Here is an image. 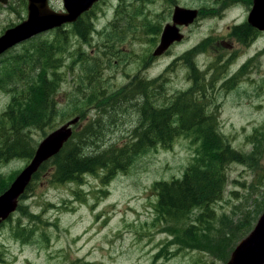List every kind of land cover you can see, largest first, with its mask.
I'll return each instance as SVG.
<instances>
[{
    "label": "rangeland",
    "instance_id": "rangeland-1",
    "mask_svg": "<svg viewBox=\"0 0 264 264\" xmlns=\"http://www.w3.org/2000/svg\"><path fill=\"white\" fill-rule=\"evenodd\" d=\"M51 3L55 8L64 10L63 0H51ZM135 5L131 8L128 2L123 3L122 0H106L99 4L93 20L97 31L89 43H84L70 29V41L66 43L62 65L58 68L62 78L55 94L59 116L54 126L46 127L45 132L39 128L28 131L32 145L38 148L49 134L76 117L79 120L73 124V130L78 123V129L92 123L99 128L96 120L103 112L95 108L99 91L94 102H78L90 97L94 80H102L104 87L111 91L132 79H153L165 75L168 78L166 92L174 94L192 87L194 77L202 79L197 72L195 75L191 73L189 64L206 71L210 81L213 76L219 80L225 67L219 57L228 53L224 42L230 43L234 23H241L252 10L251 0H179L176 5L197 6L187 7L199 10L197 22L184 31L185 39L181 43L172 46L153 64L149 63V57L159 44L161 33L156 38L144 33L143 20L148 18L164 26L172 18L167 14L169 8L174 9L176 5L172 0H138ZM141 9L143 12L136 15L137 21L132 20L131 28L126 15L133 10L139 13ZM27 16L28 0H8L7 4L0 2V28L18 24ZM114 21L120 27L117 30L108 27ZM106 28L108 31L105 33H98ZM108 33H112L111 41H108ZM43 35L10 49V54L24 53L44 39H53L55 33ZM207 36L212 39L208 49L200 54L189 52V60L183 61L181 57L188 53L187 49H194ZM259 46L262 47V44L259 43ZM5 59L4 54L0 56V63ZM168 67L171 69L166 71ZM261 70L264 75L263 56ZM214 85L212 105L220 113L222 131L236 149L249 152L253 144L248 141V136L254 133L256 127L264 125V90L244 97L236 88L229 94L228 86ZM18 88V92H27L21 91L27 89L24 82L19 83ZM14 90L8 84L5 89L0 87V115L11 101L13 93L10 92ZM215 102L217 107H214ZM77 103H80V109L71 111L70 105ZM82 111L87 114L85 118H81ZM119 114L124 115L122 122L106 126L107 130L102 135L96 133L99 140L98 146L91 149L93 153L106 148V145L129 142L131 131L138 123L137 112L126 105L119 110ZM194 154L195 146L189 139L180 138L171 149L160 145L152 148L140 156L128 171L117 172L107 181L103 180L104 172L85 174L82 184L55 183L44 176L35 181L32 178L33 187L21 203L37 215L32 216L38 217L33 221L37 228L27 241L16 237L13 226L19 220L28 223L31 216L18 210L14 212L12 219L0 227V264H227L203 250H184L170 259L166 258L167 250H163L165 247L174 250L178 239L165 231L167 221L156 218L154 205L158 198L152 185L156 180L172 181L181 177ZM33 156L27 160L16 158L0 162V196L12 186ZM227 173L229 181L225 198L215 203L214 207L218 213L227 211L232 214L236 206L243 203V196L249 194L248 186L258 179L250 167L240 163L230 164ZM262 180L263 184L257 182L259 185L255 187L258 192H264ZM232 190L238 191L239 195L235 197ZM255 208L253 205L250 210ZM242 217L238 215L235 222ZM259 217L253 222V228ZM250 232L244 233L233 249ZM158 254L159 258L155 260Z\"/></svg>",
    "mask_w": 264,
    "mask_h": 264
},
{
    "label": "trees",
    "instance_id": "trees-1",
    "mask_svg": "<svg viewBox=\"0 0 264 264\" xmlns=\"http://www.w3.org/2000/svg\"><path fill=\"white\" fill-rule=\"evenodd\" d=\"M141 11L132 12L139 15ZM136 15L134 21H137ZM132 24L133 21L129 24L131 28ZM249 25H236L231 35L248 43L250 38H256L261 33L256 29L251 36L246 35ZM90 27L94 29L92 23ZM113 27L120 28L116 24ZM142 28L144 33L156 38L163 26L160 22L145 18ZM73 33L84 43H89L93 36L81 31L77 25L73 26ZM211 40L205 39L190 53L206 51ZM69 41L65 31L58 29L53 39H44L26 52L12 54L0 63V87L5 89L8 84L15 88L10 92L13 93L11 101L0 115V162L31 158L36 146L32 145L28 131L39 128L45 132L46 127L54 126L59 116L55 94L62 84L58 68L62 65L63 53ZM181 58L189 60V52ZM170 69L168 67L166 71ZM189 69L194 75L197 72L198 77H202L201 86L197 78L192 87L174 94L166 92L165 82L168 78L165 75L153 79H132L131 84L119 91H109L102 80H94L90 97L78 102H94L99 91L95 104V108L103 111L96 120L99 128L92 123L78 129V123L73 136L60 152L43 162L33 179L35 181L44 176L55 183L82 184L85 174L104 172L103 180L107 181L117 172L128 171L140 156L152 148L160 145L171 149L178 139H189L195 146L196 154L183 175L172 181L156 180L152 185L158 198L154 205L156 218L167 221L165 231L178 239L174 243L177 244L174 250L168 247L163 250H167V259L184 250L196 249L212 253L219 260L227 262L237 241L244 233L250 232L253 222L264 210V192H258L255 188L259 183L263 184L264 179V125L256 127L254 133L248 136V141L253 144L249 152L236 149L221 129L220 113L213 109L208 99L214 84L219 83L222 76L219 80L213 76L210 81L206 71H200L191 64ZM21 82L27 86L21 91L27 92H18ZM208 89L210 93L207 97L205 93ZM126 105L132 106L138 116L129 142L124 145H106V148L93 153L91 149L98 146L99 140L96 133L102 135L107 130L106 126L122 122L124 115L118 113ZM69 109L78 111L80 103L70 105ZM80 115L85 118L87 114L82 111ZM232 163L250 167L258 180L248 186L249 194L243 196V203L236 206L232 214L227 211L218 213L214 204L225 198L229 181L227 170ZM34 181L21 196L20 203L27 199ZM232 194L237 197L239 192L232 190ZM252 204L256 206L254 210H250ZM18 211L31 217L28 223L19 220L12 231L16 237L27 241L37 228L33 221L38 217L33 218L37 215L24 207L23 203L19 205ZM240 214L243 217L235 222ZM158 258L159 254L155 260Z\"/></svg>",
    "mask_w": 264,
    "mask_h": 264
},
{
    "label": "water",
    "instance_id": "water-1",
    "mask_svg": "<svg viewBox=\"0 0 264 264\" xmlns=\"http://www.w3.org/2000/svg\"><path fill=\"white\" fill-rule=\"evenodd\" d=\"M99 0H63L67 12H57L50 5V0H28V16L16 26L8 28L0 36V55L15 45L27 41L34 36L65 23L75 21L83 12L89 10ZM7 4L8 0H0ZM199 10L177 5L172 22L167 23L161 33L154 56L164 54L172 44L180 42L185 35L182 26H189L198 18ZM248 21L256 28L264 31V0H254ZM76 117L55 132L49 134L36 148L31 162L17 176L12 186L0 196V223L16 210L18 196L28 188L34 174L43 162L56 155L73 134L72 126L77 123ZM227 264H264V211L253 230L232 252Z\"/></svg>",
    "mask_w": 264,
    "mask_h": 264
},
{
    "label": "flooded vegetation",
    "instance_id": "flooded-vegetation-1",
    "mask_svg": "<svg viewBox=\"0 0 264 264\" xmlns=\"http://www.w3.org/2000/svg\"><path fill=\"white\" fill-rule=\"evenodd\" d=\"M106 0H99L96 3H94V5L87 11L83 12L75 21L69 22V23H65L62 26L56 28V29H52L51 32L53 33H57L58 29H62L65 31V33L67 34V36L69 35L70 29H73L74 25H77L78 28L83 31L84 33H91L92 35H94V33L97 31L95 25H94V18L97 16L95 13V9L98 7L99 4L105 2ZM123 3L128 2L131 5V8L133 5L137 4L138 0H122ZM172 2L176 5L178 4L179 0H172ZM51 6L57 11V12H67L66 9L64 8V10L59 9L58 7H54L53 4L50 2ZM251 4L253 5V0H251ZM64 6V5H63ZM142 6H143V2H142ZM187 7H197V6H190L187 5ZM170 10L167 12V14L173 18L174 16V12L175 9L169 8ZM143 12V9L141 11V13ZM137 13H128L126 16L128 23L130 24L133 20V17L136 15ZM200 14V12H199ZM116 15L118 17L119 15V9L116 10ZM249 15V14H248ZM248 15L245 18V20H241L240 26H244L245 23H249L248 21ZM116 17V20H118V18ZM124 17V16H123ZM171 18V20H172ZM90 23H92L94 25V29L92 27H90ZM115 21L111 22L109 24V28L113 29L116 27H113L115 25ZM237 23H234L232 29L236 26L239 25ZM242 24V25H241ZM250 25L247 26V31H246V35H252L253 32L257 29L256 27H254L251 23H249ZM14 23L9 24L6 27L1 26L0 28V36L2 34H4V32L10 28L13 27ZM117 26V25H116ZM192 26H188L187 28L185 26L181 27L182 31H185L188 28H191ZM253 27V29H252ZM106 31H108V29L106 28L103 31H98V33H105ZM260 31V30H259ZM261 33H258V36L256 38H253L249 40L248 43H246L244 40H240L237 38H233L231 37V41L230 43H226L224 42V44L227 46L228 48V53L223 56L222 58L219 57V59L221 60V63L225 64L224 70L221 72L222 74V79L219 81L220 84H222V87L230 85V87L232 89H230V87H227L229 90V94L235 89H238L239 93L243 94L244 97H251L255 94H259L260 90H264V75L261 74L262 70H261V57H264V31H260ZM108 37V41H111V37H112V33H108L107 35ZM209 36H207L206 38H208ZM259 43L262 44V47L259 46ZM176 45V43L174 44ZM172 45V46H174ZM196 47V46H194ZM193 49V48H192ZM190 52L191 49H187L186 52ZM4 55L6 56V59L9 58L12 54H10V49H8L7 51H5ZM160 57H155L154 55H151L149 57L150 62L149 63H155L156 60H158ZM185 62H187L186 60H183ZM148 65V63L146 64V66ZM223 68V66H221ZM189 70V69H188ZM190 71V70H189ZM191 72V71H190ZM192 73V72H191ZM193 74V73H192ZM100 78H101V73H100ZM194 82L197 80V78H193ZM128 84H131V80L124 86L114 89V91H119L121 89H123L124 87H127ZM199 86H201V80L199 83ZM235 86V87H234ZM210 93V89L207 90V92L205 93V95L208 97V94ZM211 94V97H209L208 99L211 101L213 100V94ZM215 105L217 106L218 104L215 102Z\"/></svg>",
    "mask_w": 264,
    "mask_h": 264
},
{
    "label": "bare ground",
    "instance_id": "bare-ground-1",
    "mask_svg": "<svg viewBox=\"0 0 264 264\" xmlns=\"http://www.w3.org/2000/svg\"><path fill=\"white\" fill-rule=\"evenodd\" d=\"M174 14H175V12H174ZM23 194H24V193H23ZM23 194H21V195L18 196V201H20V198H21V196H22Z\"/></svg>",
    "mask_w": 264,
    "mask_h": 264
}]
</instances>
